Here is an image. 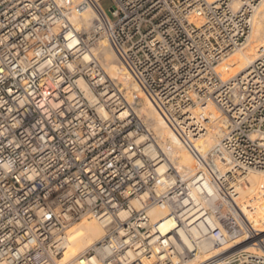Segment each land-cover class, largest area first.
I'll return each instance as SVG.
<instances>
[{
	"label": "built area",
	"instance_id": "built-area-1",
	"mask_svg": "<svg viewBox=\"0 0 264 264\" xmlns=\"http://www.w3.org/2000/svg\"><path fill=\"white\" fill-rule=\"evenodd\" d=\"M100 1L0 0V264H32L37 250L59 264L65 231L86 214L105 234L76 264H190L203 245L215 253L193 264H264V249L223 250L231 240L219 221L232 216L208 206L233 170L264 172V52L240 74L218 72L261 0L239 10L233 0H111L109 14ZM88 7L84 33L68 17ZM103 39L180 139L205 132L209 107L224 118L194 175L169 163L136 113L138 93L94 55L80 61Z\"/></svg>",
	"mask_w": 264,
	"mask_h": 264
},
{
	"label": "bare ground",
	"instance_id": "bare-ground-1",
	"mask_svg": "<svg viewBox=\"0 0 264 264\" xmlns=\"http://www.w3.org/2000/svg\"><path fill=\"white\" fill-rule=\"evenodd\" d=\"M65 1L76 2L78 0ZM68 18L76 30L89 31L95 14L92 8L88 7L82 11L70 12ZM262 52H264V0H261L255 6L251 30L244 44L236 52L228 54L219 66L218 72L223 79L240 74ZM91 55H94L99 60L110 78L127 90V94L130 91H136L141 97L140 107L136 110V113L142 118L146 128L153 134L158 146L175 171L180 176L186 177L192 176L202 169L208 152L218 143L223 135L224 129L222 126L224 125V118L219 117L216 110L209 107L211 120L206 126L205 132L198 138L186 139L188 142L182 140L171 131L150 100L132 82L130 74L120 63L106 39L82 51L79 56L80 61L82 63L87 62ZM80 85L86 88L81 80ZM197 154L200 155L201 160L197 157ZM217 166L222 175H224L225 171L231 169V165L227 162L217 163ZM256 172L264 174V172L257 170H233L234 180L230 183L228 191H213V195L208 199V206L216 219H218L220 214H225L224 211L226 209L238 218L237 223L239 227L244 229L247 222L252 230V235L247 231V233L245 232L246 235L240 237V234L231 228L235 224L232 215L233 221H230L228 225L219 221V225L224 233L231 240L223 248L225 251L249 250L255 252L259 251L257 249H264V175L257 174ZM209 190H212L210 186ZM224 195L228 200L230 197L235 208L228 203ZM162 213L163 211L155 207L149 211L152 218H157ZM238 213L246 220L245 223L239 220ZM104 234V229L92 215H84L79 221L73 222L65 231L63 237L65 250L58 263L76 264L77 260L92 245L99 241ZM214 253L215 250L212 247L203 245L201 252L194 259H191L190 264L207 259Z\"/></svg>",
	"mask_w": 264,
	"mask_h": 264
},
{
	"label": "rangeland",
	"instance_id": "rangeland-1",
	"mask_svg": "<svg viewBox=\"0 0 264 264\" xmlns=\"http://www.w3.org/2000/svg\"><path fill=\"white\" fill-rule=\"evenodd\" d=\"M100 5H101V7L109 14V9H110V7H111V0H101L100 1ZM81 32H86V31H84V30H80ZM236 52V51H235ZM187 142H188V140H186ZM197 157L201 160V158H200V155H198L197 154ZM254 172V171H253ZM257 174H260V175H264V174H262V173H258V172H256ZM224 197H225V195H224ZM229 197V196H228ZM225 199L228 201V203L232 206V207H234L235 208V206H234V203L232 202V200L230 199V197H229V200L225 197ZM211 204H212V201H211ZM221 206H223V204H221ZM225 214L227 213V214H230V215H232L233 217H234V222H235V224L231 227L233 230H235L238 234H240V237H243L244 235H246V233H247V231H249L250 232V234L252 235V230H251V227H250V225L246 222V220L243 218V216L241 215V214H239L238 213V217H240L239 218V220H242L244 223H245V226H244V229H242L241 227H239L238 226V218H236L233 214H231L230 212H228V210H226L225 209ZM79 221V220H78ZM75 222H77V221H75ZM246 232V233H245ZM244 233V234H243Z\"/></svg>",
	"mask_w": 264,
	"mask_h": 264
},
{
	"label": "snow or ice",
	"instance_id": "snow-or-ice-1",
	"mask_svg": "<svg viewBox=\"0 0 264 264\" xmlns=\"http://www.w3.org/2000/svg\"><path fill=\"white\" fill-rule=\"evenodd\" d=\"M208 4L213 6V7H219L217 0H208ZM233 6L237 10H239L242 7L240 0H233ZM196 15H197V17H200L199 13H197ZM201 20H202V18H201ZM85 58L87 59V57H85ZM2 71H3V69H0V72H2ZM8 171L11 172V169L8 168ZM24 178L29 179L30 177L25 176ZM0 242H2V241H0ZM27 247H28L27 245H22L21 251H24L25 249H27ZM25 260H26V262L28 260H31L32 264H46V261L44 258V253L40 250H37V253L35 256H33L31 252H28V255L25 257Z\"/></svg>",
	"mask_w": 264,
	"mask_h": 264
}]
</instances>
